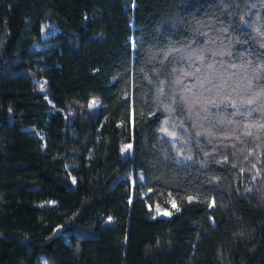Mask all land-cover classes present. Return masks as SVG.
Here are the masks:
<instances>
[{
	"label": "trees",
	"instance_id": "1",
	"mask_svg": "<svg viewBox=\"0 0 264 264\" xmlns=\"http://www.w3.org/2000/svg\"><path fill=\"white\" fill-rule=\"evenodd\" d=\"M0 264H264V0H0Z\"/></svg>",
	"mask_w": 264,
	"mask_h": 264
},
{
	"label": "rangeland",
	"instance_id": "2",
	"mask_svg": "<svg viewBox=\"0 0 264 264\" xmlns=\"http://www.w3.org/2000/svg\"><path fill=\"white\" fill-rule=\"evenodd\" d=\"M56 32V30H52V29H48L47 28V23H45L43 25V38L46 39L49 37V35L51 33H54ZM48 44H35L34 47L36 48H41V47H46ZM33 81L39 86V87H42L45 83H46V80L44 79H41V80H38V79H33ZM100 106V102L97 101V100H92L91 101V104H90V108L92 110H94L95 108L99 107ZM130 148V145H127L124 149V151H128V149ZM175 205V206H173ZM176 208V204L171 202L170 205H169V208L167 209H161L160 207L156 206V207H150V211L151 213L154 215V216H159V217H169L171 216L173 210Z\"/></svg>",
	"mask_w": 264,
	"mask_h": 264
},
{
	"label": "water",
	"instance_id": "3",
	"mask_svg": "<svg viewBox=\"0 0 264 264\" xmlns=\"http://www.w3.org/2000/svg\"><path fill=\"white\" fill-rule=\"evenodd\" d=\"M132 41L134 42V38L132 39Z\"/></svg>",
	"mask_w": 264,
	"mask_h": 264
},
{
	"label": "snow or ice",
	"instance_id": "4",
	"mask_svg": "<svg viewBox=\"0 0 264 264\" xmlns=\"http://www.w3.org/2000/svg\"><path fill=\"white\" fill-rule=\"evenodd\" d=\"M166 131V130H165ZM173 206H175V205H173Z\"/></svg>",
	"mask_w": 264,
	"mask_h": 264
}]
</instances>
